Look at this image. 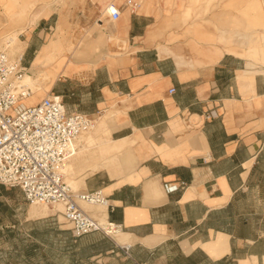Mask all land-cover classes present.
<instances>
[{
	"label": "crops",
	"instance_id": "crops-1",
	"mask_svg": "<svg viewBox=\"0 0 264 264\" xmlns=\"http://www.w3.org/2000/svg\"><path fill=\"white\" fill-rule=\"evenodd\" d=\"M116 1H79L78 18L98 22L108 46L111 24L98 19L107 4L115 6L119 18H107L120 34L111 47L124 51L118 46L125 42L129 51L110 55L86 77L85 63H78L83 69L61 74L52 93L68 112L93 116L113 100L121 114L110 126L112 139L137 146L136 169L123 182L103 171L84 182L83 191L109 190L99 215L108 226L92 233L109 242L94 257L121 255L126 264H264V80L242 51L182 52L168 32L149 40L152 26L177 23L180 0ZM51 19L42 18L32 35L46 33ZM39 48L29 40L26 52Z\"/></svg>",
	"mask_w": 264,
	"mask_h": 264
},
{
	"label": "rangeland",
	"instance_id": "rangeland-1",
	"mask_svg": "<svg viewBox=\"0 0 264 264\" xmlns=\"http://www.w3.org/2000/svg\"><path fill=\"white\" fill-rule=\"evenodd\" d=\"M79 1L83 0H0V38L24 28V32L18 35L22 50L12 53V48L7 46L4 51L13 57L25 56L29 70L26 74L42 68L49 76L40 91L32 90V100L27 105L53 96L61 74L70 70L71 76L75 69H83L78 63H85L86 77L88 69L99 68L110 55H116V59L120 58L117 55L121 52L129 51L126 44L124 51L113 49L111 45L117 42L112 39H109L111 45L107 46L106 37L97 24L81 23L78 18ZM185 1L186 6L182 8ZM122 2L117 0L116 5ZM177 4L182 8H177L174 15L177 23L152 26L148 30L151 33L149 40L168 32L170 42L182 52L194 54L199 49L210 48L213 56L223 49L227 52L242 51L244 58L253 62L259 78L264 80V0H180ZM107 5L113 8L112 11L102 10L99 20L111 24L110 33L114 34L111 38H116L120 30L116 22L107 18L116 7ZM51 15L49 30L41 37L37 33L32 35L37 23ZM29 40H34L40 47L34 54L26 52ZM2 46L4 43H0L3 50ZM75 47L90 50L97 56L74 57ZM108 105L105 112L103 109L95 117V128L77 142L79 155L75 161H70L74 180L71 182L65 175L66 182L77 193L85 192L86 177L95 172L103 171L110 179L121 178L123 182L122 178L136 169L137 158L133 154L137 150L136 144H119L121 150L109 142L112 138L110 126L117 121L121 111L113 100ZM142 144L147 146V140L142 138ZM120 165L123 169L119 168ZM101 190L103 196L109 192L103 187ZM78 203L89 216L106 225V220L99 216L105 206ZM58 205L29 203L19 188L0 186V264H126L121 261V255L94 257L96 251L106 247L109 239L92 234L76 237L71 223L64 218V206L60 204L62 209L56 211Z\"/></svg>",
	"mask_w": 264,
	"mask_h": 264
},
{
	"label": "built area",
	"instance_id": "built-area-1",
	"mask_svg": "<svg viewBox=\"0 0 264 264\" xmlns=\"http://www.w3.org/2000/svg\"><path fill=\"white\" fill-rule=\"evenodd\" d=\"M119 16L116 8L111 19ZM28 71L24 55L13 57L0 49V186L19 188L29 203L63 204L76 237L105 233L108 225L89 216L77 201L104 202L102 190L77 193L63 174L65 162L73 154L72 141L95 124L96 116L68 112L63 99L54 95L23 104L32 96L22 82ZM181 186L167 189L173 192Z\"/></svg>",
	"mask_w": 264,
	"mask_h": 264
},
{
	"label": "bare ground",
	"instance_id": "bare-ground-1",
	"mask_svg": "<svg viewBox=\"0 0 264 264\" xmlns=\"http://www.w3.org/2000/svg\"><path fill=\"white\" fill-rule=\"evenodd\" d=\"M106 9H107V11H112V7H110V6H106ZM111 17V16H110ZM98 21H99V19H98ZM96 24H98V22L96 23ZM24 28H19V30H18V32H13V33H11V34H8V35H5V36H3V37H1L0 38V43H4V47H3V50L8 46V47H10V48H12V53H14V52H17V51H21L22 49H20L19 48V43H21V40L19 39V37H18V35L19 34H21V33H23L24 31ZM150 36H151V33H150V31H148L147 32V38H149L150 39ZM108 37V36H107ZM112 38H110V40H111ZM114 41H116L117 42V44H118V38H114L113 39ZM124 43V45L123 44H119L120 46H122V48H124L125 47V42H123ZM116 44V45H117ZM119 47V46H118ZM73 54H74V57H79V55H81L82 54V51H81V49H77L76 47L75 48H73ZM21 55H23V54H21ZM67 61H70V58H68L67 59ZM61 76V75H60ZM59 76V77H60ZM48 79H49V76H48V74H47V70L46 69H42V68H37V71L36 72H32V73H28V74H26V75H24L23 76V78H22V82H23V84H25V85H27V86H29V88L31 89V91L33 90V92L34 91H40L41 89H42V87H43V85H45L46 83H47V81H48ZM33 92H32V94H33ZM54 97H57L58 99H60V97L59 96H54ZM31 100H32V98L30 97V98H28L27 100H25V102H23V104H28V102H31ZM34 104V103H33ZM97 124V123H96ZM95 124L92 126V127H90L89 129H87L86 131H83V132H81L73 141H72V143H71V149L73 150V154H72V156H70L69 158H68V160L65 162V165H64V167H63V174H64V176L66 175L68 178H69V180L72 182L73 180H74V177H73V173L71 172V167L70 166H72L71 164H72V162H71V164H70V161H75L77 158H76V156H78L79 155V149H78V144H76L77 143V141L81 138V137H83V136H86L87 134H89L94 128H95ZM125 140L126 139H124V138H122V139H117V140H113L112 138H110L109 139V142L111 143V144H113L116 148H120V146H119V144H124V143H126L125 142ZM116 144V145H115ZM153 144V143H152ZM153 146H154V144H153ZM87 148V147H86ZM108 148H110V147H108ZM148 148V145L146 146V149ZM151 148V147H150ZM121 149V148H120ZM112 150V149H111ZM122 150V149H121ZM92 151V150H91ZM152 151V150H151ZM119 168H121V169H123V167L120 165L119 166ZM103 169H105V168H103ZM106 171L108 170V171H110L109 170V168H106L105 169ZM69 185V184H68ZM70 186V185H69ZM71 187V186H70ZM72 188V187H71ZM77 201H80V202H83V203H87V204H90V203H88L87 201H85V200H83V199H81V198H78L77 199ZM35 204H40V205H44V206H48V205H45V204H42V203H38V202H34ZM59 205H58V207H57V209H56V211H60L61 209H62V207L60 206V204L61 203H58ZM63 205V204H62ZM91 205H102V206H107V201H104V202H99V203H95V204H91ZM64 206V205H63ZM64 218H65V216H64ZM66 219V218H65ZM106 224H108V222L106 221ZM106 230V229H105ZM107 232V234L110 236L111 234H113V231H106Z\"/></svg>",
	"mask_w": 264,
	"mask_h": 264
}]
</instances>
